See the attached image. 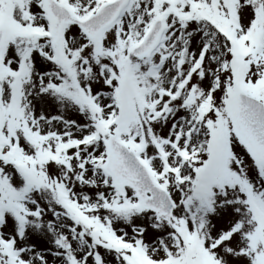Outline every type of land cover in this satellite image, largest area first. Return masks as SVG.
Here are the masks:
<instances>
[{
    "label": "snow or ice",
    "instance_id": "obj_1",
    "mask_svg": "<svg viewBox=\"0 0 264 264\" xmlns=\"http://www.w3.org/2000/svg\"><path fill=\"white\" fill-rule=\"evenodd\" d=\"M0 264H264V0H0Z\"/></svg>",
    "mask_w": 264,
    "mask_h": 264
}]
</instances>
